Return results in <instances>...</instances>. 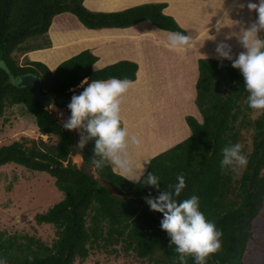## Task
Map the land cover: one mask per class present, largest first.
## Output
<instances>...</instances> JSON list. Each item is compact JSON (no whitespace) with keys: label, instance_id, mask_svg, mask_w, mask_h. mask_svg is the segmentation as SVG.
I'll list each match as a JSON object with an SVG mask.
<instances>
[{"label":"trees","instance_id":"16d2710c","mask_svg":"<svg viewBox=\"0 0 264 264\" xmlns=\"http://www.w3.org/2000/svg\"><path fill=\"white\" fill-rule=\"evenodd\" d=\"M84 1L0 0V119L7 109L22 106L33 117L38 134L46 136L45 140L20 137L0 146V167L12 163L44 172L64 195L34 217L38 225L54 227L56 238L50 246L28 239L36 246L31 249L28 244H18L14 236L2 239L0 235V258H6L7 264H74L84 262L92 250L117 253L121 249L146 263L176 264L174 246L169 247V237L160 227L162 214L151 211L144 201L149 193L156 197L159 192L144 186V177L140 183L121 179L110 166L95 170L99 181L76 168L70 162L77 142L75 132L65 130L63 122L33 99L32 86H17L19 77H37L42 94L51 96L52 104L70 115L67 105L73 94L83 91L79 87L83 80H136L135 62L119 61L95 70L98 58L89 50L64 60L54 71L39 61L20 64L15 55L50 47L47 33L60 14L75 15L88 30L128 28L149 21L161 30L187 35L163 13L165 3L107 13L88 10ZM246 100L243 78L231 67V61L199 60L195 106L201 121L187 117L190 135L151 158L144 172L160 178V192L169 190L177 175L184 174L186 188L178 200L197 196L200 211L223 233L220 251L212 254L207 264H245L250 243L259 241L254 222L264 207V116L253 118ZM235 143L242 145L247 166L238 177L232 172L221 175V150ZM93 149L94 141L90 140L82 151L87 166H91ZM188 264L194 261L189 258Z\"/></svg>","mask_w":264,"mask_h":264},{"label":"rangeland","instance_id":"374dc122","mask_svg":"<svg viewBox=\"0 0 264 264\" xmlns=\"http://www.w3.org/2000/svg\"><path fill=\"white\" fill-rule=\"evenodd\" d=\"M231 1L233 0H192L194 3L192 4L190 0L189 2L191 4L188 3L179 12L175 11V13L171 14H175L180 19H188V15L190 12L192 13L193 9V28L188 27V29L194 37L195 33L202 29L204 23L215 22L214 20L217 14L221 12L220 8ZM84 2L87 8L100 9L103 7L112 8V6L114 8H122L126 6V8L122 9L125 10L143 5L144 2L150 3L153 1L85 0ZM248 2L249 0H244L241 4L244 7H240L239 11L237 8V12L232 13L233 15L223 16L219 28L212 26L209 29L210 31L206 32L210 34L209 39L205 42H202L203 40H197V44L188 51L170 50L165 43L169 31L161 30L149 21H143L131 26L132 28L128 27L130 30L125 32L128 35H133L132 38H134L130 44L132 48L131 55H123L127 52L126 49H128L129 45L118 50L110 46L113 52H115L116 57H111L109 61L98 53L99 62L96 68L99 67L100 69L102 66H108L109 64L117 62L113 60L118 59V55L122 56L123 59H129V61L135 62L138 68L140 67L138 83L129 89L121 105V121L125 124L130 135L140 137V146L144 149L143 154H140L142 157H139L143 159V162L134 163V167L137 170L143 168L145 172L147 161L185 140L190 135V129L185 122L187 117L191 116L201 121L200 114L195 106V82L198 75V61L201 59H218L215 48L216 44L221 41L233 42L231 48L234 57L243 50L238 44L237 34L241 27L247 26L256 19V13L250 12L247 9L246 5ZM252 2H256V0H252ZM118 5L123 6L117 7ZM206 9L208 12H205ZM173 20L176 21L175 18ZM149 25L154 26V32L144 34ZM196 27L197 29H194ZM78 30L85 29L75 15L71 13L57 15L53 19L47 36L50 43L51 38L49 35L51 33L54 34L56 31H58V38H65L67 48L62 51L64 52L62 56H49V52H47L49 50L46 49H49L51 47L50 45L49 48L30 52V59L26 56L15 55L14 57L17 58L20 64L26 60L40 61L50 70H53L60 62L66 60L69 54L73 55V53L80 50H87L85 43L83 46V44H78L79 42H73ZM114 30L120 31L123 29L116 28L105 29L104 32H101L103 30L89 32L92 35L101 37L103 34ZM146 37H149V39ZM150 41L152 46L148 49L147 46L150 45ZM157 41H160V43ZM108 48L109 46L101 50V52L107 51ZM49 57L53 58L50 59ZM150 66L156 70V73L162 76V81L164 79L163 85L151 86V76L147 70ZM0 67H3L1 62ZM141 77L143 79L145 78L149 84L146 83L148 86L146 85L144 89L149 90L148 96H150V100L148 102L150 103L147 104H144V101L140 98L141 89H143L141 81L144 83L146 81H140ZM47 109L53 112V115L59 118L60 121L64 122L69 117V114L62 110L61 113H56L52 109ZM74 132L77 137V142L74 147V152L70 156V162L94 180L99 181L92 166H87L83 163L82 151L84 148L79 149L77 147L82 130H75ZM20 137L35 139L40 137L43 140L46 139V136L38 134L31 114L24 107L15 106L7 109L4 116L0 119V146L18 140ZM109 189L112 194L116 195L111 187ZM63 197V193L55 187L54 180L44 172L31 171L12 163L0 167V235L2 239H8L14 236L17 238L18 244H28L31 249H35L36 246L29 244L28 239H33L50 246L56 238L54 227L49 224L38 225L34 217L37 214L46 212L53 205L60 202ZM254 224L258 232L259 241L257 243H250L245 257V264H264V207ZM116 248L118 249L119 247L116 246ZM74 264L150 263L137 259L131 251L125 252L119 249L117 253H105L92 250L84 262L76 261Z\"/></svg>","mask_w":264,"mask_h":264},{"label":"clouds","instance_id":"9594fccd","mask_svg":"<svg viewBox=\"0 0 264 264\" xmlns=\"http://www.w3.org/2000/svg\"><path fill=\"white\" fill-rule=\"evenodd\" d=\"M246 6L250 12L256 13V19L241 27L237 34L243 50L234 57L231 45L221 41L216 44L215 53L221 61H231V67L239 71L247 93V107L253 118H259L264 116V0H249ZM197 42L196 38L176 31L169 32L165 41L173 51H188ZM133 83L127 78L115 77L91 82L83 80L79 85L83 91L79 95L73 94L67 105L70 116L64 121L63 128L69 132L83 131L77 144L79 149L90 140L94 141V156L89 160L94 170L110 166L114 175L133 183H140L144 177L143 185L159 192L156 197L149 193L144 201L151 211L162 214L160 227L169 237V247L174 246L176 264H188L189 258L194 264H207V259L220 251L223 233L200 211L197 196L178 200L186 188L184 174L177 175V182L168 185L169 190L160 192L157 175L150 172L145 176L143 168L137 170L134 167L131 150L138 149L141 141L130 135L121 121L123 98ZM221 155V175L232 172L238 177L240 170L247 166L248 159L240 143L223 147ZM27 259L31 261L33 257ZM0 264H7V259L0 258Z\"/></svg>","mask_w":264,"mask_h":264},{"label":"crops","instance_id":"0c3cea01","mask_svg":"<svg viewBox=\"0 0 264 264\" xmlns=\"http://www.w3.org/2000/svg\"><path fill=\"white\" fill-rule=\"evenodd\" d=\"M146 1H153V2H150V3H165L167 6L163 10L164 14H167L168 16H171L172 18H175L177 24L186 32L187 35L191 36L193 39L196 38V40H203L202 42H205V41H207L209 39V37H210L209 35L210 34H208L206 32L210 31L209 29L212 26H216V28H219L221 26V22L223 20L222 17L223 16H228V15L229 16L233 15L232 13L237 12V8H238V11H239L240 5L244 2V0H242V2H241V0H233L230 3H227L224 7L220 8L221 12H219V14H217V16H216V18L214 20L215 22L208 23V24L204 23L202 29H200L198 32H196L194 37H193L192 33L188 29V27H190V28L192 27L193 28V21H194L193 9H192V13L190 12V14L188 15V17H189L188 19H185V18L184 19H180L175 14H171V13H175V11L179 12L180 9H182L183 7H186V4H188V3L191 4L192 0H191V2H189L190 0H146ZM83 4L85 6V2ZM144 4H148V3L144 2ZM192 4H194V3L192 2ZM122 6L123 5H118L117 7H122ZM89 8L90 7H88L87 9L92 11V12L106 11L107 13H110V12L122 11V9L126 8V6H124L122 8H114L113 6H112V8H104L103 7V8H100V9L99 8H90L89 9ZM92 9H99V10H92ZM106 9H110V10H106ZM205 12H208L207 9L205 10ZM199 13H200V11H199ZM51 26H52V24H51ZM51 26H50V28H51ZM50 28H49V30H50ZM129 28H132V27H129ZM129 28H121L123 30H120V31H115V30L114 31H109V32L103 34L101 37L92 35L90 32L101 31V30H103L101 32H104L105 29H116V28H104V29H100V30H88V29L84 28L85 30H78V32L76 33V37L73 39V42H79L78 44H83V46H84V43H85L86 44L85 47L87 48V50L92 52L95 56L97 55L96 56L97 58H98V55L101 54L102 56H104L107 59V61H109V59L111 57H116L115 56L116 55L115 52H113V50L111 49L110 46L115 47L118 50L120 48H123V47L129 45L128 49H126L127 52H125V54H123V55H131L132 48H131L130 44L132 43L134 38H132L133 35H128V34L125 33L126 31L130 30ZM153 28H154V26L149 25L146 28V31L144 32V34L149 33V32H154ZM124 29H127V30H124ZM155 29H157V28L155 27ZM194 29H197V27L194 28ZM49 30H48V32H49ZM220 32H221V29H220ZM57 34H58V31H56L54 34L51 33V35H49L50 38H51V47L49 49H46V50H49V51H47V52H49L48 53L49 56L50 55H54V56H59L60 55V56H62V53H64L62 51L67 48V42H66L65 38H58ZM229 36H233V35H229ZM146 38L149 39V37H146ZM157 42L160 43V41H157ZM226 43H228L230 45L233 44L232 41H228ZM107 46H109L108 50L101 52V50L105 49ZM151 46H152V44H151V41H150V45L147 46L148 49H150ZM95 47H97V49H95ZM36 51H38V50H36ZM80 51H82V50H80ZM80 51L73 53V55L69 54L68 57H66V58L68 59V58L78 54ZM31 52H33V51H31ZM65 52H67V51H65ZM24 56L29 57V59H30V57H31L30 56V52H28ZM118 56H119V58L116 59V60H113V61H117V62L118 61H123V60H128L129 61V59H123L122 56H120V55H118ZM49 58L52 59L53 57H49ZM40 59H42V58H40ZM46 60H48V59L46 58ZM98 62H99V60H97V62L94 64V69L95 70L99 69V67L96 68V65L98 64ZM114 63H116V62H114ZM55 68L53 70L51 69V71H54ZM102 68H103V66H102ZM100 69H101V67H100ZM139 69H140V67L138 68V71H137V74H136V80L133 81L134 82L133 86L138 83V77L140 76ZM147 70L149 71V74L151 76V86H153V85H157V86L158 85H163L164 79L162 81V76H160L158 73H156V70L153 69V67L150 66L149 68H147ZM141 80L145 81L146 79L145 78L143 79L141 77L140 81ZM141 83H142L143 89H141L140 98H141L142 101H144V104L145 103L146 104L150 103V102H148L150 100V96H148L149 90H144L145 86L148 84V81L146 80L145 83L141 81ZM122 126L125 127V124L123 122H122ZM144 135H142V136H144ZM139 139H140V137H139ZM131 151H132L134 163H139V162L142 163L143 159L142 158L140 159L139 157H142L141 155L143 154L144 149H142L141 146H140L138 149H132ZM148 162L149 161H147V164H148ZM146 168H147V166H146Z\"/></svg>","mask_w":264,"mask_h":264},{"label":"water","instance_id":"95a60500","mask_svg":"<svg viewBox=\"0 0 264 264\" xmlns=\"http://www.w3.org/2000/svg\"><path fill=\"white\" fill-rule=\"evenodd\" d=\"M17 86L18 87L32 86L33 87L32 97L34 100L40 102L43 106H45L49 109H50V106L53 105L51 96L42 94L41 83L37 77H35L33 75H26V76L19 77L18 82H17ZM51 113H53V112H51ZM55 118L58 121H60V119L57 118L56 116H55ZM60 122H63V121H60Z\"/></svg>","mask_w":264,"mask_h":264},{"label":"bare ground","instance_id":"6f19581e","mask_svg":"<svg viewBox=\"0 0 264 264\" xmlns=\"http://www.w3.org/2000/svg\"><path fill=\"white\" fill-rule=\"evenodd\" d=\"M50 109L54 110L56 113H61V110L60 108H57L56 106L54 105H51L50 106ZM63 111V110H62ZM65 112V111H64ZM66 113V112H65ZM70 116V115H69Z\"/></svg>","mask_w":264,"mask_h":264}]
</instances>
